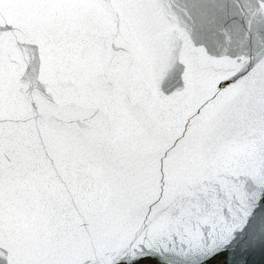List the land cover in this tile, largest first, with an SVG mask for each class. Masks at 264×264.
I'll return each instance as SVG.
<instances>
[{"label":"snow or ice","instance_id":"6c2138e0","mask_svg":"<svg viewBox=\"0 0 264 264\" xmlns=\"http://www.w3.org/2000/svg\"><path fill=\"white\" fill-rule=\"evenodd\" d=\"M257 246L264 0H0V264Z\"/></svg>","mask_w":264,"mask_h":264},{"label":"water","instance_id":"95a60500","mask_svg":"<svg viewBox=\"0 0 264 264\" xmlns=\"http://www.w3.org/2000/svg\"><path fill=\"white\" fill-rule=\"evenodd\" d=\"M221 254H223V264H240L241 261L243 264H264V246H257L247 253H241L239 249H236L235 251L226 250ZM215 257L206 261V264Z\"/></svg>","mask_w":264,"mask_h":264},{"label":"rangeland","instance_id":"374dc122","mask_svg":"<svg viewBox=\"0 0 264 264\" xmlns=\"http://www.w3.org/2000/svg\"><path fill=\"white\" fill-rule=\"evenodd\" d=\"M208 264H223V254H220V255L216 256Z\"/></svg>","mask_w":264,"mask_h":264}]
</instances>
